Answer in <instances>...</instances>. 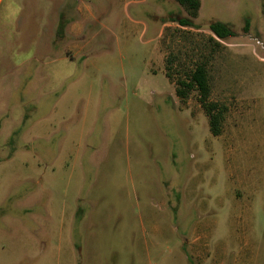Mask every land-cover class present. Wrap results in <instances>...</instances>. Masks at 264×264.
I'll use <instances>...</instances> for the list:
<instances>
[{"label":"rangeland","instance_id":"rangeland-1","mask_svg":"<svg viewBox=\"0 0 264 264\" xmlns=\"http://www.w3.org/2000/svg\"><path fill=\"white\" fill-rule=\"evenodd\" d=\"M0 264H264V0H0Z\"/></svg>","mask_w":264,"mask_h":264},{"label":"trees","instance_id":"trees-1","mask_svg":"<svg viewBox=\"0 0 264 264\" xmlns=\"http://www.w3.org/2000/svg\"><path fill=\"white\" fill-rule=\"evenodd\" d=\"M181 6L187 9L192 17H196L201 7V0H176ZM179 23L183 26H191L193 22L189 18H180ZM211 31L220 39L235 36V32L227 23L216 21L210 25ZM169 77L172 75L168 72ZM197 90L199 101L210 118V129L214 135L221 132V123L224 119V108L218 103L210 101L211 84L207 64L202 62L195 68L190 69L183 77L176 80V94L181 99L188 98L189 94Z\"/></svg>","mask_w":264,"mask_h":264}]
</instances>
